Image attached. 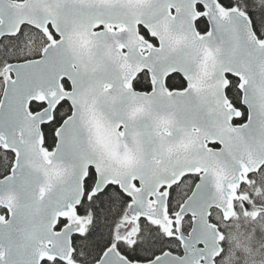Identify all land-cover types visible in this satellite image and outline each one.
Wrapping results in <instances>:
<instances>
[{
  "label": "snow or ice",
  "instance_id": "snow-or-ice-1",
  "mask_svg": "<svg viewBox=\"0 0 264 264\" xmlns=\"http://www.w3.org/2000/svg\"><path fill=\"white\" fill-rule=\"evenodd\" d=\"M0 264H264V0H0Z\"/></svg>",
  "mask_w": 264,
  "mask_h": 264
}]
</instances>
